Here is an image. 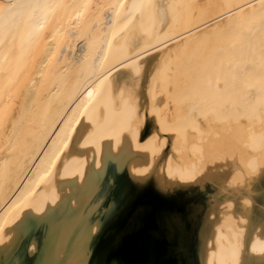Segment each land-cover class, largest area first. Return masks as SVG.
I'll list each match as a JSON object with an SVG mask.
<instances>
[{
    "label": "bare ground",
    "instance_id": "obj_1",
    "mask_svg": "<svg viewBox=\"0 0 264 264\" xmlns=\"http://www.w3.org/2000/svg\"><path fill=\"white\" fill-rule=\"evenodd\" d=\"M124 135L149 155L133 176L161 160L168 182L231 172L219 197L247 195L264 172V0H0V246ZM252 206L220 204L206 264H244Z\"/></svg>",
    "mask_w": 264,
    "mask_h": 264
},
{
    "label": "water",
    "instance_id": "obj_2",
    "mask_svg": "<svg viewBox=\"0 0 264 264\" xmlns=\"http://www.w3.org/2000/svg\"><path fill=\"white\" fill-rule=\"evenodd\" d=\"M112 141L102 146V169L93 160L84 182L78 176L59 181L64 193L43 215L26 211L11 242L0 246V264H206L208 240L223 215L220 204L243 197L253 201L245 236L244 264H264L252 257L249 241L264 224V172L253 189L239 198H220L219 192L231 172L211 173L193 183H171L163 177V162L139 177L129 172L134 159L148 160L145 152L131 147L124 135L118 155ZM75 198L76 208L70 201ZM101 218L96 235L93 221ZM264 238V225L260 232Z\"/></svg>",
    "mask_w": 264,
    "mask_h": 264
},
{
    "label": "rangeland",
    "instance_id": "obj_3",
    "mask_svg": "<svg viewBox=\"0 0 264 264\" xmlns=\"http://www.w3.org/2000/svg\"><path fill=\"white\" fill-rule=\"evenodd\" d=\"M150 127V125H148ZM168 153V150L165 151V154Z\"/></svg>",
    "mask_w": 264,
    "mask_h": 264
}]
</instances>
